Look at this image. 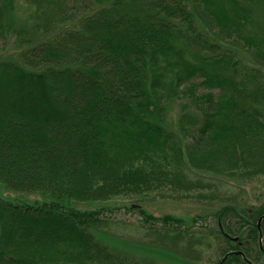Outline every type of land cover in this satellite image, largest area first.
<instances>
[{
  "label": "trees",
  "instance_id": "1",
  "mask_svg": "<svg viewBox=\"0 0 264 264\" xmlns=\"http://www.w3.org/2000/svg\"><path fill=\"white\" fill-rule=\"evenodd\" d=\"M262 177L264 0H0V264H159L104 241L118 200L190 264H260L264 203L225 194Z\"/></svg>",
  "mask_w": 264,
  "mask_h": 264
},
{
  "label": "rangeland",
  "instance_id": "2",
  "mask_svg": "<svg viewBox=\"0 0 264 264\" xmlns=\"http://www.w3.org/2000/svg\"><path fill=\"white\" fill-rule=\"evenodd\" d=\"M29 11L28 6H20L18 14L19 18H26ZM179 105V103L172 105L167 114V121L171 124L173 129H176V123L179 116ZM233 185L235 189H231V191H228V194L225 195L231 197L236 194L244 206H258L264 203V177L253 183L234 181ZM0 195L9 199L18 197L15 194H8L7 191L2 188H0ZM30 199L38 200V197H30ZM211 202L212 203L181 202L173 199L158 198L154 202L145 204L142 207L155 217L172 215L185 219L188 224L192 219L202 217V220L199 219L197 221L198 224L195 226V229L198 230L202 225H204V227L213 225L215 223L212 216L213 212L224 204H227L221 201L215 203L214 201ZM111 204L122 207L121 214L117 219L130 225V229L123 231L124 235H107V238L104 241H108L107 243H110L113 249H116L117 251L120 250V252L139 261H154L159 264H190L172 251L162 247L152 246L147 243V240L144 238L145 230L141 227L142 216L137 212L126 211V207L131 206L132 202L118 200L116 203ZM204 218H206V221H203ZM261 243L264 245V241H261ZM216 258L218 257L214 255V253L205 252L202 264H213L214 261L215 263H217L218 260L220 261V257L218 259ZM260 264H264V260Z\"/></svg>",
  "mask_w": 264,
  "mask_h": 264
}]
</instances>
